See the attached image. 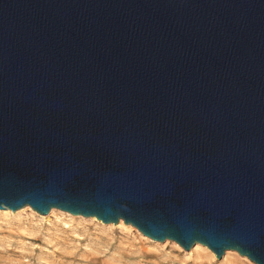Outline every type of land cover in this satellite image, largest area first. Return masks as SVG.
Segmentation results:
<instances>
[{"label": "water", "instance_id": "water-1", "mask_svg": "<svg viewBox=\"0 0 264 264\" xmlns=\"http://www.w3.org/2000/svg\"><path fill=\"white\" fill-rule=\"evenodd\" d=\"M27 206L264 264V0H0V209Z\"/></svg>", "mask_w": 264, "mask_h": 264}, {"label": "rangeland", "instance_id": "rangeland-1", "mask_svg": "<svg viewBox=\"0 0 264 264\" xmlns=\"http://www.w3.org/2000/svg\"><path fill=\"white\" fill-rule=\"evenodd\" d=\"M53 211L0 209V264H255L238 252L217 259L205 246L203 252L186 251L174 241H153L132 225Z\"/></svg>", "mask_w": 264, "mask_h": 264}, {"label": "bare ground", "instance_id": "bare-ground-1", "mask_svg": "<svg viewBox=\"0 0 264 264\" xmlns=\"http://www.w3.org/2000/svg\"><path fill=\"white\" fill-rule=\"evenodd\" d=\"M52 213H54L53 210L51 211V214H52ZM7 215H8V214H7ZM119 225H120L121 227H123V226H124V222H123V221H120V222H119ZM194 247H196L194 250L199 251V252H200V251L203 252V251L206 250V248H204V246L201 245V244H196ZM194 247H193V248H194ZM230 254H234V253H231V252H229V251H226V255H227V256H231Z\"/></svg>", "mask_w": 264, "mask_h": 264}]
</instances>
